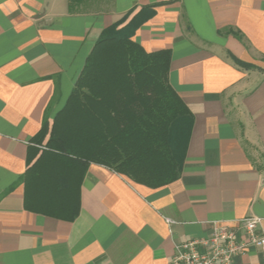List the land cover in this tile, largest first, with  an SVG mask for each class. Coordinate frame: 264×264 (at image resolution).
Returning a JSON list of instances; mask_svg holds the SVG:
<instances>
[{"label": "crops", "instance_id": "obj_1", "mask_svg": "<svg viewBox=\"0 0 264 264\" xmlns=\"http://www.w3.org/2000/svg\"><path fill=\"white\" fill-rule=\"evenodd\" d=\"M143 8L153 15L132 40L170 51L193 116L180 177L150 189L91 163L72 222L26 210L31 139L102 31ZM249 216L264 232V0H0V264H169L185 240ZM233 264L264 261L250 248Z\"/></svg>", "mask_w": 264, "mask_h": 264}, {"label": "trees", "instance_id": "obj_2", "mask_svg": "<svg viewBox=\"0 0 264 264\" xmlns=\"http://www.w3.org/2000/svg\"><path fill=\"white\" fill-rule=\"evenodd\" d=\"M152 15L143 8L105 28L63 108L51 125L44 118L21 177L26 210L72 222L91 163L150 189L180 177L193 116L169 83L170 51L132 40Z\"/></svg>", "mask_w": 264, "mask_h": 264}, {"label": "built area", "instance_id": "obj_3", "mask_svg": "<svg viewBox=\"0 0 264 264\" xmlns=\"http://www.w3.org/2000/svg\"><path fill=\"white\" fill-rule=\"evenodd\" d=\"M168 224L173 222L166 220ZM250 248L259 251L264 261V232L260 220L246 217L239 220L238 231L215 224L208 238L185 240L175 251L169 264H233V259Z\"/></svg>", "mask_w": 264, "mask_h": 264}]
</instances>
